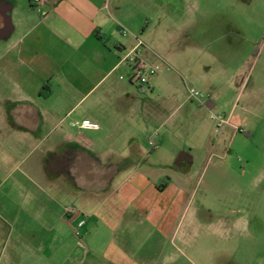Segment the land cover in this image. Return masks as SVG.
Returning a JSON list of instances; mask_svg holds the SVG:
<instances>
[{
  "label": "crops",
  "instance_id": "1",
  "mask_svg": "<svg viewBox=\"0 0 264 264\" xmlns=\"http://www.w3.org/2000/svg\"><path fill=\"white\" fill-rule=\"evenodd\" d=\"M152 2L148 10L142 0H48L44 5H35L33 0H0V178L11 180L9 196L32 194L35 177L49 181L51 176H65L75 185L84 177L87 183L98 181L104 187L120 167L133 166L145 183L140 194L161 200L173 193L174 206L175 199L187 194L192 166L201 159L199 151L207 165L205 172L217 167L221 181L232 180L230 154L241 133V122L234 116L241 92L221 95L226 84L206 73L200 86L209 100L190 105L192 118L215 110L229 117L220 129L225 148L219 155L215 153L218 143L208 133L198 149L193 144L180 147L171 131L161 134L165 121L189 104L188 98L178 104L176 96L163 95L164 82L176 84L173 73L169 75L166 69L146 89L119 79L124 68L118 63L137 39L145 45L142 53L148 62L158 59L156 53L166 36L154 37L155 29L150 30V11L161 9ZM221 5L227 6L224 1ZM192 7L197 12L200 4ZM205 14L204 23L210 17ZM226 20L227 33L233 38L237 33L234 14L227 18L222 13L218 26ZM155 24V28L161 25L160 17ZM121 28L129 35H120ZM191 86L183 87L184 92ZM44 88L46 96L41 94ZM84 120L99 128H82ZM85 132L101 136L93 141L83 136ZM52 133L56 134L53 139ZM145 135L148 142L139 138ZM103 147L104 154L100 153ZM35 151L39 155L33 160ZM214 159L219 160L217 165ZM260 171L249 191L243 189L241 175L234 186L224 188L225 193L234 191L238 200L248 191L254 197L248 207L223 211L216 223L208 222L210 209H201L205 228L218 230L219 247L216 256L203 254L202 264H264V171ZM168 209H162L163 219ZM197 213L192 212L189 228L199 225Z\"/></svg>",
  "mask_w": 264,
  "mask_h": 264
},
{
  "label": "rangeland",
  "instance_id": "2",
  "mask_svg": "<svg viewBox=\"0 0 264 264\" xmlns=\"http://www.w3.org/2000/svg\"><path fill=\"white\" fill-rule=\"evenodd\" d=\"M152 1L161 9L150 11V30L155 29L154 37L160 34L166 40L156 53L159 60L151 64L167 61L174 68L169 75L173 73L176 84L164 82L163 95L176 96L178 104L188 98L189 103L171 118H163L161 134L171 131L180 147L193 144L198 149L208 133L211 141L218 143L215 153L221 155L225 148L221 130L210 111L192 118L190 105L198 102L190 99L183 87L192 84L203 92L200 83L207 73L226 84L221 95L241 92L234 115L241 122V133L230 154L234 177L224 183L217 167L205 172L207 165L198 150L201 159L192 166L187 194L175 199L174 206L173 193L161 200L140 194L145 183L133 166L120 167L104 187L98 181L87 183L84 177L76 185L65 176H51L49 181L35 177L32 194L22 196H9L12 182L1 177L0 264H202L200 257L218 255L219 247L218 230L205 228L201 209H210L208 222L216 223L223 211L252 203L254 197L248 191L254 188L253 177L260 169L264 171V0H142L148 10ZM196 3L200 4L197 12L192 7ZM202 13L210 15L205 23ZM222 13L227 18L230 13L235 16L237 33L233 38L227 33L228 19L225 24L219 21L218 26ZM158 17L161 25L155 28ZM142 57L146 59L143 53ZM165 71L164 66L158 74ZM244 131L253 134L249 137ZM55 136L52 133L51 139ZM83 136L97 141L101 135L85 132ZM139 138L148 142V135ZM225 142H230L229 136ZM104 152L103 147L100 153ZM38 155L35 151L33 160ZM218 161L213 162L217 165ZM240 175L243 189L248 191L238 200L234 191L225 193L224 188H230ZM165 208L169 211L163 219ZM197 210L199 225L189 228L190 216Z\"/></svg>",
  "mask_w": 264,
  "mask_h": 264
},
{
  "label": "built area",
  "instance_id": "3",
  "mask_svg": "<svg viewBox=\"0 0 264 264\" xmlns=\"http://www.w3.org/2000/svg\"><path fill=\"white\" fill-rule=\"evenodd\" d=\"M33 3L35 5H44L48 3V0H33ZM118 32L122 36L129 35V32L124 28L119 29ZM144 48L145 45L143 41L137 39L135 47L125 54L118 63V66L124 68L119 76V79L127 81L129 84L141 89H146L148 87L150 80L158 75V73L162 70V67L165 66L167 70L171 69V67L164 62V65L151 64L144 59L142 57ZM188 93L190 99L196 100L199 103H206L209 100V94L201 92L192 86L188 88ZM210 117L216 123L217 130H220L223 126L229 123V117H226L223 114H216L210 111ZM72 126L76 127L77 124L73 123ZM80 126L82 128L93 130L99 128L98 124L89 120L82 121Z\"/></svg>",
  "mask_w": 264,
  "mask_h": 264
},
{
  "label": "trees",
  "instance_id": "4",
  "mask_svg": "<svg viewBox=\"0 0 264 264\" xmlns=\"http://www.w3.org/2000/svg\"><path fill=\"white\" fill-rule=\"evenodd\" d=\"M44 91H47V88H44L43 91L41 92V94H42L43 96H46L47 94H46Z\"/></svg>",
  "mask_w": 264,
  "mask_h": 264
}]
</instances>
